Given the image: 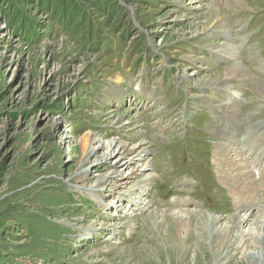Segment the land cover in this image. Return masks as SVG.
<instances>
[{
	"label": "rangeland",
	"instance_id": "374dc122",
	"mask_svg": "<svg viewBox=\"0 0 264 264\" xmlns=\"http://www.w3.org/2000/svg\"><path fill=\"white\" fill-rule=\"evenodd\" d=\"M228 1L235 0H0V264H217L219 239L209 237L201 219L190 221L191 236L185 232L179 237L174 229L179 219L186 220L188 213L201 210L219 217L213 229L229 237L234 233L230 224L235 215L242 218L245 215L240 214L242 202L225 185L215 161L216 145L223 138L216 137L213 126L236 125L231 117H225L229 113L219 110L214 100H230L228 94H222L228 88H217L220 76L234 90L245 84L241 97L247 96L248 103L246 106L244 101L239 103L242 120L237 123L238 133L232 130L235 139L243 135L242 148L245 142L258 148L262 137L264 147V94L254 89L249 76L242 77L244 82L233 77L227 71L231 61L221 59L224 54L220 50L223 42L232 44L239 55L235 62L241 63V68H246L252 77L247 68L250 66L257 75L255 78L264 83V77H259L258 60L251 58V54L259 57L264 54L257 40H252L255 48L249 53L241 48L249 36H233L245 17L257 19L264 14L258 13L264 10V0H241L245 4L238 6V10H229ZM217 2L223 4L219 12L230 21L228 34L218 33L215 28L213 5ZM22 17L30 18L22 20ZM48 20L57 27L64 25L68 31L46 37L44 28ZM21 22L23 33L29 31L28 35L37 39L34 44L20 37ZM106 33L123 39L122 53L131 52L135 72L141 64L138 57L150 54L138 77H133L129 68L131 75L127 79L120 72L112 73L114 82L129 89L132 104L121 107L108 104L106 81L112 80L107 79L108 73L101 75L106 68L113 67L109 55L104 57L97 49L81 48L87 38L92 42L94 35L105 39ZM120 50L112 49L110 53L118 55ZM143 74L145 78L141 79ZM133 78L135 81H128ZM137 82L145 92L147 88L160 91L155 95L157 107L153 106L149 115L142 116L137 107L141 104L134 103L143 93L138 90L132 93L135 88L131 83ZM89 84L100 93L93 101L88 93ZM80 98L99 106L94 109L85 103L81 106ZM144 99L153 104L150 94ZM183 108L187 110L183 112ZM112 109H115L112 114L107 113ZM75 112H79V118H75L79 128L98 124L104 132L74 128ZM218 114L225 117V123L218 119ZM155 122L161 123L160 129ZM257 125L253 137L251 133L246 135L250 126ZM140 129L143 136L138 135ZM210 131L212 134L208 135L206 132ZM86 134H94L97 141L85 143ZM161 135L165 139L154 138ZM119 136L128 147L152 137L147 157L151 162L149 168L129 173L127 167L132 170L139 163L115 164L113 160V167L111 163L98 166L110 152L106 144ZM99 140L104 146L98 147L89 160L84 159ZM154 147L161 152L155 153ZM169 157L174 162L162 168L160 162ZM248 164L254 171V164ZM168 168L174 171L167 175ZM149 173L153 176L151 184L134 192ZM123 175L127 178L124 185L114 184ZM183 175L195 178L198 183L182 192L185 199L195 196L201 199L195 204L189 202L193 207L178 206L179 199L164 200L172 193L173 180ZM263 175L253 178L260 180ZM104 177L112 178L114 186L99 183L102 186L98 192L107 194L104 199L110 207L116 205H110L116 195L113 210L105 207L104 199L98 201L97 191L92 193ZM200 178L205 188L195 190L201 185ZM162 183L165 190L159 189L157 193ZM259 189L255 197L259 206L264 207V188ZM132 193L135 196H130ZM131 200H138L137 207H131ZM94 201L100 204L95 206ZM173 201L174 208L162 206ZM138 206L142 208L137 211ZM258 218L260 214L256 213L240 225L247 240L239 249L232 250L224 264H255L244 256L246 250L259 248L255 237L264 233V229H259ZM122 222L128 224L127 228L121 227ZM83 227L92 230L91 236L77 242ZM124 235L130 240L125 242Z\"/></svg>",
	"mask_w": 264,
	"mask_h": 264
},
{
	"label": "bare ground",
	"instance_id": "6f19581e",
	"mask_svg": "<svg viewBox=\"0 0 264 264\" xmlns=\"http://www.w3.org/2000/svg\"><path fill=\"white\" fill-rule=\"evenodd\" d=\"M243 3L244 2L241 0L228 1L227 2V4H229V6H230L229 10H238L239 7L241 6V4H243ZM222 6H223V4H220L218 2L213 5V7H214L213 8V12H214L213 16L216 20V22L214 24H216L215 28L217 29L218 33L225 32L228 34L230 32V28H228L227 24L230 21L227 20L226 17H224V15L222 14L221 11L219 12V10ZM216 8H217L218 12H217V10H215ZM215 12H216V14H215ZM220 50H223L222 54H224V57L221 59H225V60L229 59L231 61V64H229V66L227 67L228 68L227 71H230L231 72L230 74H232L233 77H235L239 80L241 78L242 81L246 75L249 76V79H251L250 81H253L254 89L257 91H260L264 94V83L261 80H259L258 77L255 78L254 75H253L254 77L253 76L251 77V75L246 71V68L245 69L241 68V66H242L241 63L239 64V62H237V61L235 62V58H239V55H238V52H236V49L233 47V45L232 44L230 45L228 42H223ZM243 82H241V83H243ZM216 85H217V88H219V89L226 87L229 90V91H225V93L222 92V94L224 96H226L228 94L231 101L228 100V102H226V100L225 101L218 100V99H214V100L217 101L216 104H218L219 110H221L222 112L227 111L229 113V115H226L225 117H227V118L231 117V119H233V122L236 124L235 128L237 129V123L242 120V118H240V116L238 114V111H239L238 107L240 105L239 103L244 101L243 98L241 97L242 96L241 91L244 89L245 84L243 83V87L240 86L239 89L237 87L236 90H234V89H232V86L230 87V86H227L226 83L224 84L223 78H222V76H220ZM199 86H201V85H199ZM136 90H138L139 92H143L142 87H139ZM200 94H202V93H200ZM238 99H240L241 101H239ZM114 110L115 109L109 110L107 113L112 114V112ZM217 117L220 120L225 119V117L223 115L218 114ZM224 123H225V121H224ZM224 123H223V125H224ZM213 124H215V123H213ZM213 124H212V126H213ZM213 127L216 130V131L213 130V132H215L216 134H218L220 137L223 138V139H221L223 141L217 143V145H216L218 150L215 154V161H216V165H218V170L219 171L221 170V172H222V173H220V172H218V173H220V174H222V176H224L222 178H223L225 185L229 186V188H230L229 191H231V193L234 194V197H236L237 199H239L240 202H242V203L238 202L239 203V212H240V214L245 213V215L243 218L238 214L235 215V217L232 221V225L230 224L231 230H234V233L232 232L233 234H231V236H229V237H226V235H222L218 229H213L215 223L219 220V217H214L212 215L206 214L205 212H202L201 210H196L194 213H188V215H189V218H187L188 220L187 219L186 220L179 219V222L177 223V226L174 230L176 231V235H178L179 237H180V234H185V232H187V235L191 236L192 231H190V229H191V223L192 222H190V221H194V218L196 220L201 219L204 223V229L207 230L209 237L213 236L215 241L219 239V245L217 244L219 246V248L216 252L217 253L216 254V262H217V264H224L227 261H229L232 250L239 249L243 244H245V242L247 240L246 239L247 235L243 234V232L240 229V225L244 224V222H248L249 220H251L255 216L256 213H258V214H260V218H258L256 222L259 226V229H262V230L264 229V225H263L264 220L262 219V218H264V207L262 206V204L259 206V202L257 203L256 197H255V194L257 196V194L259 193V190H260L259 188H264V175L260 176V177H262L260 180H258L257 177L253 178L256 175L253 172V170L250 168V164H248L249 163V161H248L249 156L247 155V152H245L247 149H250V146L247 145L246 149H243L242 145L240 143L243 140V136H242V138L238 136V138L235 139L236 133H234L232 131V130H234V128H230L229 126L224 128V126L220 127L216 123ZM257 127H258V125L255 127L250 126L248 128V130L246 129L247 130L246 135H248L249 133H252V131L257 129ZM141 131H142L141 129L138 130L139 136H143V132L141 134ZM93 135L94 134H91V136H90V135L86 134L83 138L85 143L86 142L89 143V141H90V143L96 142L97 138L94 137ZM154 138H156L158 140H161V138L165 139V137L162 135L161 136H154ZM149 139L151 140L152 137ZM150 140H147L145 138L144 140H141L140 142H138L135 146H133V147L129 146L128 147L126 143H123V140L121 139L120 136L114 137V138H112V140H110L108 142V144H106L107 148H108V150H110V152L107 153L108 154L107 156H105V158H104L105 162H102L98 166H103L104 164L111 163L112 160H113V163H115V164L122 163V162H125L127 164V163H129V161H134L135 163H139V165L137 168H132V170L130 167H127V171H129V173H130V171H132V173H133L136 169L146 170L151 165V162L147 158L149 156V154L151 153V151L149 150V148L151 147L150 146L151 145ZM162 141H164V140H162ZM100 142H102V141L99 140L98 145L96 147H91L90 150H88L86 152L87 154L85 155L84 159L89 160L90 156H93L94 154H96L95 150L98 147L104 146L103 143H100ZM159 142H161V141H159ZM253 142H254V139H253ZM244 145L246 146V142ZM261 150L259 152L264 153V151H261ZM251 151H252V149H251ZM104 160H102V161H104ZM113 163H111L112 167L115 166V164H113ZM116 172H117L116 170L113 171L110 177H113ZM150 174L151 173H149L146 176V178L141 180L139 182V185L135 186L136 188L133 189L134 192L138 191V190L140 191V189L144 190V186H147L149 184V182L153 180V176H151L152 174L151 175ZM126 175H123L121 177L123 179H121V178L118 179L117 182H114V184L119 185V186L124 185V183H125L124 179H127V178H124V177H126ZM261 180L263 182H261ZM112 181H114L112 178H105V177L100 178L98 181V186H97L96 190L92 189V190H95L92 193L96 194V191L97 192L100 191V186H102V185H100L99 183L104 184L105 186H107V185H113L114 186ZM150 184H151V182H150ZM114 188H116V187H114ZM117 190L115 189L114 191H117ZM111 191H113V190H111ZM129 194H130V191L128 192V195ZM104 195H107V194H103L102 192H98V194L96 195L97 197H99L98 201L102 202V200L104 199ZM91 196H93V195H91ZM130 196H135V195H134V193H132ZM113 198H114L113 199L114 203H110V205L117 204V202L115 201L116 195H114ZM118 202H119V200H118ZM130 203L132 204L131 207L135 208V207H137V203H139V202H138V200H136V202L131 200L129 202V204ZM141 208L140 207L137 208V211L141 210ZM187 211L188 210H186L185 212H187ZM156 216L157 215H155V217H154L155 219H156ZM129 217H130V215H129ZM149 218L154 219L153 217H150V216H149ZM173 220H175V219H173ZM155 225H156V223H155ZM123 226L125 228H127L128 224L122 222L121 227H123ZM82 230L83 231H82L81 235L79 236L77 242H82L83 239L85 240V237L91 236L90 232H92V230L90 228L83 227ZM116 231L118 232L120 230L117 228ZM255 242L257 243L255 245L259 246L258 250H257V248H256V250H251V251L246 250L244 259H246L250 263L264 264V233H260L259 236H256ZM236 251H238V250H236ZM236 255H238V254H236Z\"/></svg>",
	"mask_w": 264,
	"mask_h": 264
},
{
	"label": "trees",
	"instance_id": "16d2710c",
	"mask_svg": "<svg viewBox=\"0 0 264 264\" xmlns=\"http://www.w3.org/2000/svg\"><path fill=\"white\" fill-rule=\"evenodd\" d=\"M15 18H16V17H15ZM15 18H14V19H15ZM9 25H11V24L9 23Z\"/></svg>",
	"mask_w": 264,
	"mask_h": 264
}]
</instances>
